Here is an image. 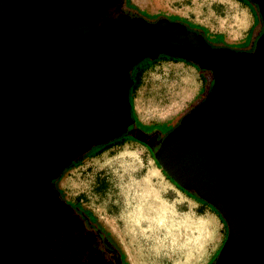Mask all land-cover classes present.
<instances>
[{"label":"water","instance_id":"1","mask_svg":"<svg viewBox=\"0 0 264 264\" xmlns=\"http://www.w3.org/2000/svg\"><path fill=\"white\" fill-rule=\"evenodd\" d=\"M254 1L264 21V0ZM90 17L64 24L30 14L26 0H0V214L44 201L47 180L74 153L125 129L132 65L158 53L192 57L216 65L214 81L154 159L226 218L215 264H264V31L249 55L211 48L166 18L120 16L94 30Z\"/></svg>","mask_w":264,"mask_h":264},{"label":"rangeland","instance_id":"2","mask_svg":"<svg viewBox=\"0 0 264 264\" xmlns=\"http://www.w3.org/2000/svg\"><path fill=\"white\" fill-rule=\"evenodd\" d=\"M132 1L142 7L139 9L135 6L147 19L154 18L152 15L155 13L149 12L152 11L202 26L206 38L220 46L243 50L253 41L259 30L252 9L238 0H170L167 5L166 0ZM245 33L247 36L244 39ZM137 68L134 65L132 72H136ZM200 80L197 69L185 62L164 59L148 65L140 74L139 85L130 95L137 126L170 131L185 114L183 112L190 103L196 104L207 95L208 83H202V93L189 99L200 85ZM137 142L126 141L118 147L84 158L61 174L56 183L57 188L63 198L77 200V204L91 213L102 229H111L118 249L123 247L122 239L126 246H131L133 252L128 250L130 258L133 256L141 260L150 256L155 264L200 263L205 256L202 247L204 243L210 247L212 238L207 233L205 237L198 236L197 229L200 233L202 228H195L191 217L185 219L187 221L172 224L160 217L158 212L154 214L153 210L150 217L147 210L143 211L144 215L139 219L133 215L137 210L138 200L147 199L148 194L140 187L134 197L132 193H125V184H129L131 178L142 179V173L150 167L148 162L153 158L147 148ZM107 178L110 179L109 184ZM151 178L154 184L152 191L161 195L164 202L168 203L169 210L173 207L171 210H175L178 216L186 214L187 211L192 215L196 207L194 201L185 199L154 175ZM133 198L138 202L135 209L121 213V204L127 205ZM183 209L184 213L181 212ZM109 210L112 212L110 216L106 213ZM223 233L226 237L227 230Z\"/></svg>","mask_w":264,"mask_h":264},{"label":"flooded vegetation","instance_id":"3","mask_svg":"<svg viewBox=\"0 0 264 264\" xmlns=\"http://www.w3.org/2000/svg\"><path fill=\"white\" fill-rule=\"evenodd\" d=\"M238 1L252 9L256 16L259 30L253 41L243 50L234 49L231 46H220L214 42L208 44L211 48H227L234 52L254 54L257 39L264 31L260 6L254 0ZM26 4L30 14L61 16L64 24H68L71 20L75 21L78 16H91L88 22L94 30H98L105 20H115L120 16L141 17L146 21L154 22V18L143 17L128 0H26ZM152 16H162L160 18L167 19L162 14L155 13ZM194 32L200 34L198 30ZM184 60L197 69L201 81L212 85L216 65L202 68L199 66V61L192 57ZM143 131L151 132L147 129ZM154 134L155 132H152L142 136L144 140L136 139L147 148L153 158L151 148L157 151L160 144L159 134L156 132V137ZM106 140L100 143L91 142L86 149L74 153L64 166L71 161L72 165L68 164L65 169L63 166L62 172L47 180L52 195L44 201L37 200L36 205L30 204L21 213L17 211L4 216L0 214V264H121L122 259H119L121 253L115 243L111 242L107 232L97 223L93 215L82 209L77 202L63 198L56 185L65 170L77 165L84 158L90 157L83 155L88 148H94V145H99ZM77 159L78 161L75 162ZM40 180L37 179L34 182L37 183ZM11 181L13 182V179ZM37 188L38 186L35 185L34 190L36 191ZM110 244L117 250L119 256Z\"/></svg>","mask_w":264,"mask_h":264},{"label":"crops","instance_id":"4","mask_svg":"<svg viewBox=\"0 0 264 264\" xmlns=\"http://www.w3.org/2000/svg\"><path fill=\"white\" fill-rule=\"evenodd\" d=\"M168 1L170 0H166L165 5L168 4ZM128 2L133 5L134 7L136 6L137 8H142L140 6H138L136 3H134L132 0H128ZM150 13H157V12H152L149 11ZM219 33H217L218 35ZM246 33L244 34V39L246 38ZM243 39V40H244ZM242 40V42H243ZM183 62V61H181ZM193 67V66H192ZM195 68V67H193ZM199 74V73H198ZM205 83L203 81L200 80V85L197 87L196 91L193 93V95L189 98V99H193L196 95H200L204 89V85ZM189 101V100H188ZM139 143V142H137ZM141 144V143H140ZM120 146V145H119ZM144 146V145H143ZM114 147H118V145H113L108 149H112ZM145 147V146H144ZM150 164V167L147 168L145 173H142V179L137 180V179H133L131 178L129 181V184H125V193H132V196H136L137 193L140 191V187H142V190H146V193L148 194V198L147 199H140L138 200L139 202H141V204L147 208V215L152 216V210L154 214L158 213L160 214L159 216L162 217L163 219L169 220L168 222H171L172 224H178L179 222H181L182 220L187 221L185 219H189V217L192 218V220L194 221L193 226L195 228H202V230L197 229V234L198 236L203 235V237H205V234L207 233L212 239V245L209 247V245H207V243H204L203 247H202V252L205 255L203 257V259L201 260L200 263L198 264H206L207 262H209L212 257H214L221 249L223 242H224V233L225 232V228L223 227V224L221 222L220 217L218 216V214L207 204L199 202L198 200H196L195 198H192L188 195H186L185 193H183L181 190H179L178 188L175 187V185L171 182V180H169L163 173V170L159 167L158 163L156 162V160L154 158L150 159V161L148 162ZM154 175L155 178H159L160 182H165L167 187H171L174 190H176L177 192H179L181 195H183V197L185 199H190L192 201H194L196 203V207L194 209V211H192V215L189 214V211L186 212V214L182 215V216H178L175 210H171L173 209V207L170 208L169 210V206L168 203L164 202L163 198L161 197L160 194L156 193L154 194V192L152 191L154 189L152 184V178L151 176ZM107 182L108 184L110 183V179L107 178ZM108 188H111V185H108ZM124 189V188H123ZM141 190V191H142ZM158 194V195H157ZM157 197V198H156ZM77 202V200L75 201ZM132 203H135L132 204ZM137 200L136 199H132L127 205H125L124 203L121 204V213H125L128 209H131L132 211L135 209L136 205H137ZM111 211H113L112 209H110ZM107 211L106 213L110 216L112 212ZM167 212H169L167 214ZM182 213L185 212V210H181ZM123 215L121 214V217ZM186 217V218H185ZM178 218V219H177ZM105 231L107 232L108 236L111 238V240L116 244V241L114 240L113 236H112V231L111 229H109L108 227H104ZM110 233V234H109ZM121 243L123 245V247H121V250L119 248V250L121 251V254H123V258H122V262L125 264H155L154 263V259L151 258L150 256H145L144 258H142L141 260L137 259V258H133L129 257L128 254V250L131 253L132 248L131 246H126L125 241H123V239L121 240ZM117 245V244H116ZM118 246V245H117ZM133 252V251H132ZM206 253V254H205Z\"/></svg>","mask_w":264,"mask_h":264},{"label":"trees","instance_id":"5","mask_svg":"<svg viewBox=\"0 0 264 264\" xmlns=\"http://www.w3.org/2000/svg\"><path fill=\"white\" fill-rule=\"evenodd\" d=\"M158 18H160L159 16L157 17H154V21H156ZM168 20H174V21H178V22H181L182 24L185 25V27H187L188 29H191V30H198V32L200 34H202V36L204 37V39L206 40L207 43H210L211 41L206 38L205 36V29L200 26V25H197V24H190L188 22H185L181 19H178V18H175L174 16H168L167 17ZM219 36V34H218ZM164 59H167V60H171L173 62H176V61H183L185 63H188L190 64L189 62H187L186 60L182 59V58H178V57H172V56H168V55H165V54H162V53H158L156 57L152 58V59H147L145 57H143L141 60H139L136 64V66H138L137 68V71L136 72H132V66L131 68L128 70V73H129V78L131 80V84L128 88V101H129V112H130V117H131V122L129 124H127V126L125 127V129L118 135V136H114V137H109L107 138V140L99 145H94V148L90 147L86 150L85 154L83 155H88V156H94V155H97L99 153H101L102 151L106 150L107 148L113 146V145H119V144H122L126 141H130V140H136L134 138V134H135V131H137L138 129L141 130L143 132V136H147L148 134H151L152 132L154 134V137L157 136L156 132L159 134V137H158V140H159V143L158 144V149L159 147L161 146V143L164 139V137L168 134V132H170L172 129L169 130H159L157 128H152V129H147V130H150L151 132L149 131H143V128L141 127H138L137 124L135 123V118H134V115H133V112H132V104H131V93L137 88V86L139 85V79H140V74L141 72L148 66L150 65L151 63L157 61V60H164ZM191 65V64H190ZM135 80V81H134ZM137 80V81H136ZM211 87V84L208 83V89ZM200 102V101H199ZM199 102H197L196 104L194 103H190L189 106L187 107V109L185 110V112L183 113H187L189 112L194 106H196ZM182 113V114H183ZM184 114V115H185ZM183 115V116H184ZM182 116V117H183ZM181 117V118H182ZM180 118V119H181ZM180 121V120H179ZM166 125V124H165ZM129 126H132V128H129ZM152 149V152H153V156L154 154L157 152L156 150H154L153 148ZM80 157V156H79ZM77 160H75V162H77ZM72 162V161H71ZM71 162H69L68 164L69 165H72ZM68 164L66 166L63 167V169H65ZM63 169L61 170V172L63 171ZM164 175L169 179L171 180V182L175 185L176 188H178L179 190H181L183 193H185L186 195L192 197V198H195L196 200H198L199 202H202V203H205L207 205H209L217 214L218 216L220 217L221 219V222L225 228V230H227V233L229 232V228H228V223H227V220L226 218L221 214V212L218 210V208L216 207L215 204H213L212 202H209L207 201L206 199H204L200 194H199V191H198V188L196 186H191L189 188H184L182 186H180L177 182H175L171 176L169 174H167L165 171H163ZM110 247L113 249V251L119 256L117 250L113 247L112 244H110ZM219 253V252H218ZM218 253L215 255L213 261L211 262V260L209 262H207L206 264H215L216 260H217V257H218ZM121 258V256H119V259ZM122 264V262H121Z\"/></svg>","mask_w":264,"mask_h":264},{"label":"bare ground","instance_id":"6","mask_svg":"<svg viewBox=\"0 0 264 264\" xmlns=\"http://www.w3.org/2000/svg\"><path fill=\"white\" fill-rule=\"evenodd\" d=\"M144 193V192H143ZM144 210H147V208H145L142 204H141V202H139L138 203V206H137V210H135V214H133V215H135V217H137L138 219L141 217V216H143L144 215V213H143V211ZM158 212V211H157ZM160 215V214H159ZM156 216V215H155ZM154 220V219H153ZM152 220V221H153ZM157 222V221H156ZM159 223V222H158ZM157 224V223H156Z\"/></svg>","mask_w":264,"mask_h":264}]
</instances>
